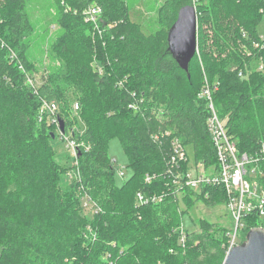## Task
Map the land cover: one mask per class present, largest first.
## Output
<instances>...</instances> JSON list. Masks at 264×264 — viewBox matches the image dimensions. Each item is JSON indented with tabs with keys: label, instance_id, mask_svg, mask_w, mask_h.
<instances>
[{
	"label": "trees",
	"instance_id": "1",
	"mask_svg": "<svg viewBox=\"0 0 264 264\" xmlns=\"http://www.w3.org/2000/svg\"><path fill=\"white\" fill-rule=\"evenodd\" d=\"M207 1L209 6L205 0H196L194 7L200 19L209 20L215 40L211 45L198 41L199 59L195 55L185 72L168 50V31L176 19L163 42L158 43L154 35L159 45L152 57L149 38L137 33L120 1L56 0L54 25L59 34L53 55L60 64L44 70L47 78L36 89L27 75L33 70L27 52L34 32L27 1L0 0V264L222 261L230 228L199 219L196 230H185L181 246L178 227L182 210L178 209L182 202L188 212L199 200L210 206H225L223 187L202 185L199 193L183 188L177 197L173 179L161 174L167 166V139L161 144L151 139L154 133L169 131L185 146L195 147L193 161L216 165L205 126V101L199 96L206 77L210 84L218 85L213 93L214 107L221 119L226 118L227 134L238 153L253 157L264 141V37L257 31L264 16V0H234L239 3L233 7L230 0ZM91 4L102 9L100 35L83 18V11ZM192 5L191 0H174L176 17L182 7ZM106 24L113 26L106 30ZM218 47L228 50L215 54ZM10 52L15 55L13 59ZM251 59L260 64L248 75ZM94 62L102 72L96 70ZM178 76L184 79L183 87L173 81ZM159 84L164 86L157 87ZM151 87L156 92H150ZM184 88L182 99L179 96ZM68 92L76 96L70 108L77 104L80 113L87 106L86 121L91 120L95 129L86 133L83 142L88 150L80 151L71 168L73 181L62 191L50 153V142L60 136V130L35 109L38 102H54L66 133L75 122L59 105L61 94ZM151 97L154 100L150 101ZM154 109L156 116L151 114ZM111 137L121 142L127 158L125 168L131 172L121 184L116 182L117 164H112L107 155ZM253 166L255 180L264 189V160ZM152 173L158 177L147 184L144 177ZM163 191L166 196L161 203L136 206L137 192ZM84 199L91 209H99L88 219L79 214ZM156 216L158 226L149 230L159 232L148 235L145 220L152 221ZM243 221L239 244L250 229L264 228V217L259 219L256 214ZM194 241L197 243L193 245Z\"/></svg>",
	"mask_w": 264,
	"mask_h": 264
},
{
	"label": "rangeland",
	"instance_id": "2",
	"mask_svg": "<svg viewBox=\"0 0 264 264\" xmlns=\"http://www.w3.org/2000/svg\"><path fill=\"white\" fill-rule=\"evenodd\" d=\"M27 1V11L30 15L31 22L34 26V32L31 36L32 39V45L30 49L27 52V57L31 65L33 66V70L27 74L35 86V88H39V86L42 85L43 82H45L47 76L44 72V70L48 67H52V65L57 66L60 64V61L57 58H54V52H53V44L55 39L57 38L59 32L58 27L55 21L54 17L56 14V0H26ZM120 1L121 4L124 6L123 13L126 15L127 19L133 25L136 27L137 33L139 35H142L144 37H148V47L150 55L155 56L156 53V47L159 45L161 41L165 39L168 31V27L170 23L177 18L175 9L173 11V2L174 0H116ZM171 3L172 8H170L169 2ZM232 3V7L237 5L239 2H234V0H230ZM205 4L209 6V2L205 0ZM220 11H224V8H220ZM232 15H234L233 10ZM173 12V13H172ZM198 15V14H196ZM166 21V22H165ZM209 20H205L204 18L200 19L199 16H197V48H196V58L199 59L200 51H199V43L205 40V43L207 41L208 45H211L212 42L214 43V33L209 30ZM258 35L263 38L264 37V16L262 17L260 23L257 26ZM157 34V41L154 40V35ZM160 35L164 38H160ZM213 36V37H212ZM199 37V40H198ZM203 37V38H202ZM233 38V37H232ZM199 41V43H198ZM230 45H233L234 42H229ZM236 45V44H235ZM238 47H241L242 44L238 42ZM242 51L243 50V47ZM228 50V48L224 47H218V49H215V54L220 51ZM246 55H250L249 52L246 53ZM249 57V56H248ZM58 60V61H57ZM250 60L249 65L251 66L250 69H248V75L256 72L255 70L256 66L259 65V60ZM94 65H97V62H94ZM253 69V70H252ZM173 81H176V83H179L180 86L183 87L185 85L183 77H176L173 79ZM26 84H29L27 81ZM87 86L90 85V83H85ZM164 84V83H163ZM165 85V84H164ZM164 85L160 84L157 87L162 88ZM156 86V85H154ZM66 87V86H65ZM167 87V84H166ZM178 87H175L173 89H176ZM35 89V90H36ZM151 90L156 92V88L151 87ZM177 92V91H175ZM185 88L182 89L180 98L185 97ZM69 94V97H68ZM61 94V101L59 103L60 106H63L64 110L66 112L67 118H73L75 119V122L71 128V132L74 133V139L78 142L84 143L85 136L87 132H89L92 129H95V127L91 124V120H88V117L86 115L87 106L83 107V112L80 113L78 111H74L73 108H70V105L75 101L73 100L74 96L73 94ZM65 95V100H62ZM81 96V92H78L77 97ZM36 97V96H35ZM150 101L154 100L152 97L149 99ZM39 101V99H38ZM69 107V108H68ZM156 108V106L154 105ZM43 103L38 102V105L36 106V112H39L41 114V110H43ZM161 107L159 108L160 111ZM158 111V112H159ZM46 112V111H45ZM155 113V114H154ZM151 114H154V116L157 115V111H152ZM111 121H108L107 124H111ZM69 131V129L67 130ZM70 132V133H71ZM92 133V132H89ZM196 134V132H194ZM72 136V135H71ZM84 141V142H83ZM85 144V143H84ZM86 145V144H85ZM187 149V152L189 154V158L191 160H194V152L195 147L192 146H185ZM50 149L52 153L51 157V163L53 166H56L59 173V181H58V187L64 191L69 184L73 181L71 178V168L74 161L73 152L70 149L66 148L65 142L61 139L60 136H56V138L53 137V139L50 142ZM107 155L110 159H114L117 163V165L125 170V175L123 179H119L116 177V182L118 184H121L122 181H127L129 177L131 176V172L126 167L127 164V158L124 154V150L122 148V144L119 141L117 137H111L107 143ZM195 193H199V189L196 188L192 190ZM195 200V199H194ZM85 199L83 201V206L81 210L79 211V214L83 219H88L92 216V209L90 204H84ZM192 208L186 212L185 207L182 204V202L179 203V209L178 212H180V209L182 210V223L184 225L185 230L191 231L196 230V226L198 224L199 219H205L208 222L212 223H218L221 225H224L225 227L230 228L232 225L230 214L228 213L227 209L224 205L219 206H210L205 201H196L194 204H192ZM149 217V215H148ZM145 229L148 230V235L152 233H158L157 232H151L149 229H154L156 226H158V219L157 216L154 217V220L147 219L145 220ZM197 241L193 242V245L196 244ZM240 243V242H239ZM226 255V252L224 256H222V261L219 264L223 263L224 257Z\"/></svg>",
	"mask_w": 264,
	"mask_h": 264
},
{
	"label": "built area",
	"instance_id": "3",
	"mask_svg": "<svg viewBox=\"0 0 264 264\" xmlns=\"http://www.w3.org/2000/svg\"><path fill=\"white\" fill-rule=\"evenodd\" d=\"M191 2L194 7L196 0H191ZM101 14L102 9L97 4H91L83 11L84 21L93 26L97 35H100L101 32V29L98 28V20ZM112 26L113 24H106L104 27L106 30H109ZM9 57L13 59L15 55L10 52ZM96 70L99 73L102 72L98 65H96ZM238 76L242 77V74L239 72ZM217 88V83L210 84L206 77H204L199 94L201 99L205 101V108L208 114L205 126L215 151L216 165L206 166L204 162L191 160L185 145L178 137H172L169 131L154 133L151 139L158 144L167 139L169 148L166 159L167 166L161 174L173 179L172 185L175 187V195L177 197L181 195L183 188L190 190L198 188L200 190L202 185L215 184L223 187L226 195L225 208L230 214L232 222L227 234L225 249L227 253L231 248L239 245L238 233L244 227L243 220L245 217L252 216V214H256L259 219L264 217V189L255 180L256 168L253 166L260 160H264V141L260 144L258 151L253 157L245 153H238L235 143L227 134L226 118L221 119L214 107L213 93ZM43 108L41 114H45L48 122L50 124L54 123V126L59 130L58 106L54 102H43ZM77 108L78 105L74 104L73 109L77 111ZM72 130L70 129L66 133L59 132V135L63 142H65L66 148L73 152V164L75 165L80 151L88 150V147L73 138ZM111 162L112 164H117L114 159H111ZM183 164L186 167H182L183 169H181ZM116 175L119 179H123L125 170L117 165ZM75 176L77 177L76 173ZM157 177L158 174L155 173L147 174L144 177V181L148 184ZM164 196H166V192L164 191L153 194L137 192L135 194V203L136 206L161 203ZM84 204L86 205L87 203L85 202ZM92 211L97 213L99 209L94 206ZM178 232L180 235L179 243L181 246H184L186 234L182 222L178 227Z\"/></svg>",
	"mask_w": 264,
	"mask_h": 264
},
{
	"label": "water",
	"instance_id": "4",
	"mask_svg": "<svg viewBox=\"0 0 264 264\" xmlns=\"http://www.w3.org/2000/svg\"><path fill=\"white\" fill-rule=\"evenodd\" d=\"M167 42L169 52L180 69L186 72L197 48V15L194 7L185 6L178 11L176 21L168 31ZM59 130L64 132L61 119ZM222 264H264V228L250 229L244 242L226 253Z\"/></svg>",
	"mask_w": 264,
	"mask_h": 264
}]
</instances>
